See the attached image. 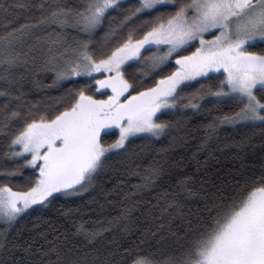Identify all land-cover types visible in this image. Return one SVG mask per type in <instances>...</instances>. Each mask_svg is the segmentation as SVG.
Listing matches in <instances>:
<instances>
[{"label":"snow or ice","instance_id":"1","mask_svg":"<svg viewBox=\"0 0 264 264\" xmlns=\"http://www.w3.org/2000/svg\"><path fill=\"white\" fill-rule=\"evenodd\" d=\"M40 72L51 74L48 88L64 89L54 104L25 99L23 82ZM0 98V264H264V164L211 193L194 190L190 176L162 189L143 209L160 221L156 230L103 259L63 241L34 248L7 239L30 210L94 192L113 158L139 155L130 152L136 139L146 148L182 141L188 111L213 110L205 102L235 105L205 126L207 139L222 125L264 129V0H82L72 8L53 0L34 22L0 35ZM132 175L144 193L169 174L150 166ZM186 197L203 200V211L186 212ZM137 206L122 205L107 228L75 225L73 235L92 245L113 226L131 234ZM169 237L181 241L178 254L144 250Z\"/></svg>","mask_w":264,"mask_h":264},{"label":"trees","instance_id":"2","mask_svg":"<svg viewBox=\"0 0 264 264\" xmlns=\"http://www.w3.org/2000/svg\"><path fill=\"white\" fill-rule=\"evenodd\" d=\"M60 2L72 8L78 6L82 0H60ZM51 3L53 0H0V35L21 24L34 22ZM41 5L44 7L42 8ZM48 31L52 32V29ZM40 34L45 35V33ZM102 35L103 33H100L95 39L99 41ZM132 73L139 76L136 69H131L130 75ZM33 80L40 82L39 87L33 84ZM23 83L25 99L28 102L42 101L45 104H54L55 100L51 98L58 97L64 92V89L47 87L51 84L50 73L40 72L34 77L28 74ZM66 87H72V85L68 84ZM196 87L198 85L186 91L193 92ZM3 99L0 98V102ZM205 108L213 110L210 113L205 111L195 115L188 111V116L184 120L183 133L177 134L183 135L184 139L176 141L172 147H169L172 143L171 137L162 138L160 142L152 143L147 148L146 141L136 139L130 146V152H136L139 155L113 158L110 161L109 170L97 179V188L94 192L85 193L82 197L61 198L43 211L30 210L9 231L7 237L9 243L23 244L27 241L35 248L40 245L47 247L46 240L53 243L63 241L67 248L78 250L81 254L98 250L99 256L103 259L110 250L122 252L125 247L138 242L146 228L156 230V225L160 221H153L144 214L143 209L147 206L145 202L154 200L159 191L173 187L185 176L192 178L194 190L211 193L216 187L227 188L230 184H234L235 179H242L253 173L259 174L261 165L264 164V129L239 124L222 125L211 139H207L205 126L214 117L233 110L235 105L226 102L218 108H213L212 104L205 102ZM106 139L111 141L115 139V135ZM243 141L247 143L241 148L238 145ZM2 143L3 138L0 137V144ZM150 166H162L169 175L162 179L152 192L135 193L133 186L140 183V179L132 173H143ZM12 183L19 184L20 181L16 180ZM114 188L117 190L112 191ZM137 202V210L127 221L133 228L131 234H125L120 227L113 226L92 245H88L82 235H73L76 232L75 225L82 224L89 231L101 226L107 228L108 221L120 214L122 205L131 207ZM184 206L186 212L195 215L203 211L204 201L186 197ZM67 208L77 211H74L71 216H65L62 213ZM179 223L180 221H177V224ZM5 227L0 224V232H3ZM57 236L59 240L55 239ZM180 243L181 241L174 240L172 237L167 240L157 238L150 241L144 250L161 258L178 254ZM20 254L18 252L17 256Z\"/></svg>","mask_w":264,"mask_h":264}]
</instances>
